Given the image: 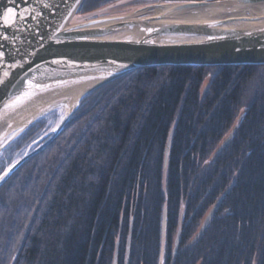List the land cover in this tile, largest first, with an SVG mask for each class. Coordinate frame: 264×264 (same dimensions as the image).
<instances>
[{"label": "trees", "instance_id": "16d2710c", "mask_svg": "<svg viewBox=\"0 0 264 264\" xmlns=\"http://www.w3.org/2000/svg\"><path fill=\"white\" fill-rule=\"evenodd\" d=\"M189 1L216 0L165 2ZM51 114L2 151L0 176L50 138ZM0 264H264V66L142 68L86 95L1 185Z\"/></svg>", "mask_w": 264, "mask_h": 264}, {"label": "water", "instance_id": "95a60500", "mask_svg": "<svg viewBox=\"0 0 264 264\" xmlns=\"http://www.w3.org/2000/svg\"><path fill=\"white\" fill-rule=\"evenodd\" d=\"M165 1L121 14L79 16L84 0H0V149L56 109L62 97L79 92L50 139L8 167L0 187L58 136L86 95L124 75L162 66H264V0ZM39 110L25 126L11 129ZM232 186L206 214L198 235ZM129 241L130 235L126 262ZM177 242L178 235L173 254ZM117 251L116 245L115 262Z\"/></svg>", "mask_w": 264, "mask_h": 264}, {"label": "rangeland", "instance_id": "374dc122", "mask_svg": "<svg viewBox=\"0 0 264 264\" xmlns=\"http://www.w3.org/2000/svg\"><path fill=\"white\" fill-rule=\"evenodd\" d=\"M118 1H121V0H115V1H113V0H106V4H104V5H102L101 7H99L98 9H96V10H93V11H89L88 13H95L94 14V16L95 15H99V14H102V13H105L106 11L108 12V11H110V10H113L114 9V13H111V14H121V13H126V12H128V11H125V8H127V7H131V6H134L135 5V1L133 0V1H130V2H128V3H125V4H123V5H119V4H121V3H118L117 5H113L114 3H116V2H118ZM155 3H158V2H155ZM150 4H153V3H150ZM119 5V6H118ZM117 6V7H116ZM115 7V8H114ZM132 9H135L134 7L132 8ZM132 11V10H131ZM130 12V11H129ZM209 80H210V78H207L205 81H204V84H203V86H202V88H201V95H203V93L205 92V89H206V87H207V84L209 83ZM66 111H67V109L64 107V106H58V107H56V109H54V110H51L50 112H54V115L52 116V114L49 116V117H47V120H48V125H49V127H48V130H47V132H46V134H45V136H43V138H45V137H47L49 134L51 135V133L56 129V127L58 126V124L60 123V121L62 120V118H63V116H64V114L66 113ZM49 112V113H50ZM46 114H48V113H46ZM45 114V115H46ZM44 115V116H45ZM43 117V116H42ZM41 117V118H42ZM51 137V136H50ZM50 139V138H49ZM48 139V140H49ZM41 140V138H39L38 139V141H40ZM47 140V141H48ZM46 141V142H47ZM45 143V142H44ZM43 143V144H44ZM9 145V144H8ZM8 145H5L4 146V148H2V149H0V155H1V153H2V151L8 146ZM41 146V145H40ZM39 146V147H40ZM38 148V147H37ZM36 148V149H37ZM30 150L31 149H29V152H30ZM28 151H27V153H29ZM32 152V151H31ZM19 153V152H18ZM26 152H21V153H19V154H16V156H15V158L11 161V163H13V162H16V161H18V159H21V157H23V155H25V154H27ZM5 171V170H4Z\"/></svg>", "mask_w": 264, "mask_h": 264}, {"label": "bare ground", "instance_id": "6f19581e", "mask_svg": "<svg viewBox=\"0 0 264 264\" xmlns=\"http://www.w3.org/2000/svg\"><path fill=\"white\" fill-rule=\"evenodd\" d=\"M262 13L264 14V9H262ZM78 95H79V92L78 93L75 92V93H72L71 95H68L66 97H62L57 103H55L56 107L64 106L68 110L69 108H71L74 105V102H75L76 98L78 97ZM42 111L43 110H39V111L33 112L29 116H27V117L23 118L22 120H20V122L15 124L11 129L15 130V129H18L20 127L25 126L30 120H32L35 116L40 114Z\"/></svg>", "mask_w": 264, "mask_h": 264}, {"label": "snow or ice", "instance_id": "6c2138e0", "mask_svg": "<svg viewBox=\"0 0 264 264\" xmlns=\"http://www.w3.org/2000/svg\"><path fill=\"white\" fill-rule=\"evenodd\" d=\"M8 12H9L10 14H12L13 16L16 15V13L13 11V9H8Z\"/></svg>", "mask_w": 264, "mask_h": 264}]
</instances>
